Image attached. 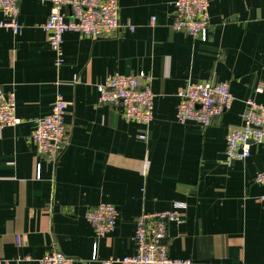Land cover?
<instances>
[{"label":"crops","instance_id":"1","mask_svg":"<svg viewBox=\"0 0 264 264\" xmlns=\"http://www.w3.org/2000/svg\"><path fill=\"white\" fill-rule=\"evenodd\" d=\"M175 1L119 0L121 23L136 30L99 40L68 32L60 67L43 29L52 0H20L19 32L0 27V87L15 93L22 120L0 130V264H41L52 251L69 264L130 257L138 218L163 212L182 218L167 223L172 259L264 264V186L254 181L264 148L254 145L243 161L225 156L246 101L264 105V0H210L207 42L171 28ZM141 72L155 95L148 129L99 102L108 76ZM209 81L229 82L231 109L206 128L179 124L178 91ZM58 96L71 104L69 142L48 161L30 137ZM101 203L118 219L114 232L98 237L86 213Z\"/></svg>","mask_w":264,"mask_h":264},{"label":"built area","instance_id":"2","mask_svg":"<svg viewBox=\"0 0 264 264\" xmlns=\"http://www.w3.org/2000/svg\"><path fill=\"white\" fill-rule=\"evenodd\" d=\"M20 0H0V13L6 21L0 27L14 34L20 30ZM210 0H176L171 28L195 40L207 42L210 35ZM156 18L151 19V26ZM43 29L49 34L51 49L56 54L55 64L65 63L64 35L75 32L93 40L119 36L124 31L134 32L130 22L121 23L119 0H52V10ZM152 78L141 72L138 75L113 74L98 86L101 104L120 106L127 122H135L148 129L154 117L155 95L151 90ZM176 120L179 124L197 123L206 128L233 106L235 97L226 81L188 82L177 93ZM242 115L243 125L227 136L225 156L229 161H243L251 156L254 145L264 148V105L253 99L246 101ZM71 104L58 96L51 113L34 121L30 140L38 156L55 161L69 142L65 117ZM22 123L16 115V97L13 91L0 87V130ZM147 140V132L140 135ZM38 178L40 166H38ZM264 186V171L254 180ZM264 199V196H262ZM86 218L98 237L114 232L118 211L109 203H101L86 213ZM182 223L177 212L143 215L138 218L133 241L136 252L130 257H111L102 264H183L172 259L163 244L167 236V223ZM71 260L58 251L46 253L41 264H69ZM1 263V261H0Z\"/></svg>","mask_w":264,"mask_h":264},{"label":"water","instance_id":"3","mask_svg":"<svg viewBox=\"0 0 264 264\" xmlns=\"http://www.w3.org/2000/svg\"><path fill=\"white\" fill-rule=\"evenodd\" d=\"M167 237L163 240V242H166Z\"/></svg>","mask_w":264,"mask_h":264}]
</instances>
